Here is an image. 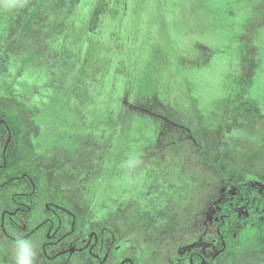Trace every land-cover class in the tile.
Returning <instances> with one entry per match:
<instances>
[{
	"label": "rangeland",
	"instance_id": "374dc122",
	"mask_svg": "<svg viewBox=\"0 0 264 264\" xmlns=\"http://www.w3.org/2000/svg\"><path fill=\"white\" fill-rule=\"evenodd\" d=\"M78 5L84 21L70 15L69 32L92 28L98 9V31L115 33L119 48L109 60L99 50L86 59L69 96L60 78L42 88L24 66L0 64V112L30 119L20 166L47 182L37 209L59 198L77 217V248L112 229L102 250L109 264H188L179 252L191 245L211 257L219 243L209 217L231 195L221 190L249 176L264 185V0H70ZM5 17L0 8L1 62L17 56ZM41 144L52 148L33 160ZM14 191L0 192V219ZM257 237L215 264H264V230ZM28 240L36 264H95L83 254L47 262L44 240ZM14 246L0 231V264H14Z\"/></svg>",
	"mask_w": 264,
	"mask_h": 264
},
{
	"label": "flooded vegetation",
	"instance_id": "af4514ba",
	"mask_svg": "<svg viewBox=\"0 0 264 264\" xmlns=\"http://www.w3.org/2000/svg\"><path fill=\"white\" fill-rule=\"evenodd\" d=\"M0 8L6 11L5 20L9 21L5 22L4 26L13 37L14 56L17 54L12 58L7 57V60L3 59L0 64L3 63L6 71L14 66H24V73L31 74L32 81L35 84L40 83L42 88H51L55 80L60 78L64 80L62 92L64 95L68 94L70 79L79 80L84 74V50L79 48L82 42L69 40L70 15H72L71 22L80 26L83 5H78L75 12L70 9V0H9L6 4H0ZM94 16L98 19L96 22L98 30H101L99 28V24L102 23L101 13L98 9ZM110 25L111 23L108 26ZM69 48H72L77 55L70 56ZM81 60L83 62L79 63ZM70 62L72 65H77V71H71L73 68L70 67ZM79 111L83 113V110L78 109ZM29 120H26L20 112L5 110L0 112V142H2L0 192L12 187L16 190L9 194V206L1 214L2 235L13 244L18 240L42 238L44 242L40 253L47 262L58 261L65 256L83 254L95 264H109L102 250L106 234L115 238L112 229L102 228L98 232L89 234L83 246L77 248L76 244L81 239L76 224L77 217L60 202L59 198L43 205L41 212L37 209V203L41 199H37L36 195L43 191L47 182L30 167L20 166V163L26 159L20 147L24 144L23 138L27 133L21 127V123H29ZM46 122L50 121L46 120ZM45 145L41 144L39 148L32 145L33 160L44 161L43 154L52 148L49 149ZM204 156L202 154V158ZM209 167L212 169L211 166ZM216 175L224 184L230 182L228 175L226 179L221 178L217 173ZM249 177L251 179L247 183L243 182L247 179L245 177L240 182L230 183L231 188L224 187L221 193L224 195L230 191V197L214 204V215L209 219L215 223L219 243L215 253L207 257L204 251H196V245H191L190 249L179 252L180 259H187L188 264H215L231 251H236L257 240L259 233L264 230V185L256 178ZM254 223H257L256 226L253 225ZM247 224H250V228H255V231L253 230L251 235H240V230ZM74 238L75 245H68ZM115 264H136V261L134 257Z\"/></svg>",
	"mask_w": 264,
	"mask_h": 264
},
{
	"label": "trees",
	"instance_id": "16d2710c",
	"mask_svg": "<svg viewBox=\"0 0 264 264\" xmlns=\"http://www.w3.org/2000/svg\"><path fill=\"white\" fill-rule=\"evenodd\" d=\"M93 7H94V4H93ZM86 10H90V9H88L87 7ZM101 17H102V14H101ZM91 18L92 20H91L90 26H92V28L86 29V24L84 22V25H85L84 30L83 31L75 30V31L69 32V40L70 41L79 40L83 43V48H84L83 56H84L85 63H86V59L88 58L90 59L92 57L91 55H94L98 50H99L98 51L99 57H104L107 60H109V58H112L113 56L117 54L118 52L117 50L119 48L117 38L114 36L115 33L113 36H111V34L109 35L108 33H105L103 31L99 32L97 23H96L98 22L97 21L98 19L94 16V14ZM83 21H84V16L81 20V23ZM69 49H70V56L77 55V53L74 52L72 48H69ZM81 62H83V60H81L79 63ZM70 67L73 68L71 71H77L76 64L72 65V63L70 62ZM93 70L94 72H96V74H99V75H104L106 72V69L104 67H95L93 68ZM86 72H91V71H86ZM75 81L76 80L70 79V84L73 85V82ZM10 120H12V118H10ZM13 126L15 128V125ZM203 159H204V162L208 164L209 166H211L212 169L221 178L223 179L227 178V175L221 170L220 166L217 163H215L210 157L204 156ZM250 179H251L250 177H247V179H245L243 182L247 183L250 181ZM256 224L257 223H254L253 225L256 226ZM253 230L255 231V228H250V224H247V226H245L243 229L240 230L239 234L240 235H251Z\"/></svg>",
	"mask_w": 264,
	"mask_h": 264
},
{
	"label": "clouds",
	"instance_id": "9594fccd",
	"mask_svg": "<svg viewBox=\"0 0 264 264\" xmlns=\"http://www.w3.org/2000/svg\"><path fill=\"white\" fill-rule=\"evenodd\" d=\"M14 248V264H36L38 246L34 242L18 240Z\"/></svg>",
	"mask_w": 264,
	"mask_h": 264
}]
</instances>
